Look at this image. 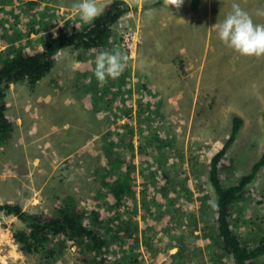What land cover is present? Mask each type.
<instances>
[{
	"label": "rangeland",
	"instance_id": "374dc122",
	"mask_svg": "<svg viewBox=\"0 0 264 264\" xmlns=\"http://www.w3.org/2000/svg\"><path fill=\"white\" fill-rule=\"evenodd\" d=\"M124 1L129 9L102 49L118 47L128 55L118 79L104 84L96 80L94 61L102 50L87 54L66 47L37 83L11 84L6 114L13 135L0 145V204L48 215L63 206L88 213L98 206L108 210L100 176L123 178L132 169L139 194L132 221L140 227L137 242L146 264H212L209 247L217 251L212 243L216 234L209 228L213 234L206 238L210 232L202 228L198 198L208 196L209 205L216 204L209 180L211 159L228 139L236 116L242 125L219 162L225 186L251 171L264 145V57L240 56L223 45L213 26L224 20L233 3L252 14L255 23L264 24V15L256 14L264 13V0H198L196 6L184 0L179 10L163 7V0ZM36 2L35 17L27 21L28 0H14L5 8L0 35L14 27L23 36L10 45L0 44V51L19 48L25 41L32 47L43 45L46 28L63 25L71 31L84 25L72 10L75 0ZM120 81V91H114ZM112 141L116 158L107 152ZM119 159L125 161L122 167ZM161 191L165 198H155ZM243 194L233 207L231 223L239 237L255 247L264 237V166ZM125 213L121 207L122 220ZM24 228L15 215L0 210L2 247H9L4 245L9 231ZM99 230L111 238L104 227ZM115 239H110L108 264L122 261L129 249ZM179 239L186 241L187 256L177 261L170 257L178 251ZM10 241L11 248L0 250L6 264H87L94 256L66 241L52 261L41 252L26 254L16 240ZM253 264H264V254Z\"/></svg>",
	"mask_w": 264,
	"mask_h": 264
},
{
	"label": "trees",
	"instance_id": "16d2710c",
	"mask_svg": "<svg viewBox=\"0 0 264 264\" xmlns=\"http://www.w3.org/2000/svg\"><path fill=\"white\" fill-rule=\"evenodd\" d=\"M13 1L0 0V23L5 17V8L8 10ZM192 1L193 5L196 6L198 0ZM28 3L30 10H26L23 17L24 21L30 20L31 16L35 17V11L37 10L36 0H28ZM128 9L124 0H112L104 6L103 14L90 24H84L80 27L75 25L71 31L66 30L63 26L53 29L51 27L46 28L48 31L47 38L43 45L32 47L30 42L25 41L22 43L23 46L19 48L9 47L6 52L0 51V145L5 144L11 138L13 131V123L6 114L7 105L5 102L10 85L24 82H28L30 85L37 83L51 72L58 59L59 52L66 47L83 50L87 54L98 53L99 50L106 48L113 34V26ZM39 16L42 21V16ZM17 30L18 28H9L6 34L0 35V44L6 46L10 45L12 41L21 39L22 32ZM83 64H88L87 59ZM121 83V81L118 82L119 88L114 91H120ZM94 84L96 83L94 82ZM92 91L94 89L89 92L85 91V93L89 94ZM95 92L98 91L95 90ZM92 99L94 103L96 98L92 97ZM241 125V117H234L228 139L221 150L211 159L209 180L216 195V207L213 208L212 205H209L208 196L201 195L198 197L202 228L204 232H210L206 235V238L209 239L213 231L216 234V237L212 238V243L218 252L212 249V246L209 247V252L212 253V264H226V259L229 258L233 259V264H253L256 259L264 254V237L260 239L257 246L251 247L249 242L239 237L231 223L234 205L244 199L243 193L246 186L256 178L259 170L264 166V145L262 155L253 164L248 174L242 175L235 184L229 186H225L220 179L219 162L233 144ZM115 146L112 141L107 148V152L112 158L117 157L114 155V153H118ZM124 162L119 159V167H122ZM100 179L102 196L109 201L108 210L105 208L106 211L99 206L91 210L90 213L78 208L69 210L67 206H63L58 208L55 214L48 215L43 212L29 213L18 204H0V210H4L6 214L15 215L26 225V228L15 229L14 231V237L19 243L20 250L26 254L41 252L46 259L53 261L58 250L57 247L69 241L81 253L94 254L93 258H87V264H108V261H110L108 256L110 239L116 240L115 238L118 237L122 242L120 246L127 245L129 249L123 256L122 261L116 262L119 261L116 259L114 264H146L147 260L143 258L142 248L137 242L140 240V227L132 221V211L136 213L137 210L135 200L139 198L137 187L132 182V169H127L123 178L112 177L105 173L100 176ZM152 188L148 189L151 194ZM180 188L182 187L180 186ZM183 189L185 190V187ZM159 196L165 198V193L158 192V195L154 197L160 198ZM145 201L147 199L144 196L143 202ZM153 202L156 203L155 199H153ZM121 207H124L126 212L124 220L120 218ZM144 210L149 214L152 212V210H146V207H144ZM86 218H88L90 224H87ZM195 222L196 227H198L197 220ZM101 227H104L105 231L107 230L110 233L111 238L106 237L99 230ZM154 228L157 229V226ZM209 228L213 231L208 230ZM114 233H116L115 238ZM183 240L179 239L176 242H179L175 246L178 247V251L172 253L170 258L178 261L179 258L187 256L185 254L186 249H184L187 244ZM145 244L149 247L147 241H145ZM145 253L148 258H151L149 249H146ZM215 255L217 256L215 257ZM179 262L177 264H180Z\"/></svg>",
	"mask_w": 264,
	"mask_h": 264
},
{
	"label": "clouds",
	"instance_id": "9594fccd",
	"mask_svg": "<svg viewBox=\"0 0 264 264\" xmlns=\"http://www.w3.org/2000/svg\"><path fill=\"white\" fill-rule=\"evenodd\" d=\"M183 4L184 0H163V7L167 9L171 6L179 10ZM71 7L84 24L92 23L104 12V5L99 4L98 0H75ZM256 14L264 15L262 12ZM213 27L223 45L240 56L264 57V24L255 23L252 14L239 3H233L224 20ZM128 59V55L118 47L111 51H100L94 61L93 74L96 80L104 84L109 79H118L125 71ZM210 203L213 208L216 207L215 203Z\"/></svg>",
	"mask_w": 264,
	"mask_h": 264
},
{
	"label": "built area",
	"instance_id": "2783aa9c",
	"mask_svg": "<svg viewBox=\"0 0 264 264\" xmlns=\"http://www.w3.org/2000/svg\"><path fill=\"white\" fill-rule=\"evenodd\" d=\"M9 232H10V234L7 235V239H9V240H7L6 243H4V245L7 244L6 246H9V247H5L6 249L12 247V245H11V241H10V240H12V241L15 240L14 234H13L11 231H9ZM0 235H1V233H0ZM0 246H1V248H0L1 251L5 249L4 247H2V244H1V243H0ZM17 246H18V245H17ZM9 251H10V250H9ZM1 256H2V255H1V252H0V262H1L2 264H6V261H3V260L1 259ZM5 257H6V256H5Z\"/></svg>",
	"mask_w": 264,
	"mask_h": 264
},
{
	"label": "crops",
	"instance_id": "0c3cea01",
	"mask_svg": "<svg viewBox=\"0 0 264 264\" xmlns=\"http://www.w3.org/2000/svg\"><path fill=\"white\" fill-rule=\"evenodd\" d=\"M11 86V85H10ZM8 97V96H7ZM7 99V98H6ZM6 99H5V102H6V105H7V108H8V104H7V101H6ZM7 113V112H6ZM10 119V118H9ZM13 132V131H12ZM12 133H11V138H12ZM6 144H8V142L6 143ZM3 145H5V144H3Z\"/></svg>",
	"mask_w": 264,
	"mask_h": 264
}]
</instances>
